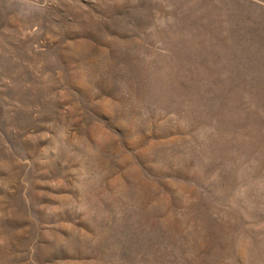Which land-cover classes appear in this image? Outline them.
Here are the masks:
<instances>
[{
    "label": "rangeland",
    "instance_id": "374dc122",
    "mask_svg": "<svg viewBox=\"0 0 264 264\" xmlns=\"http://www.w3.org/2000/svg\"><path fill=\"white\" fill-rule=\"evenodd\" d=\"M0 264H264V0H0Z\"/></svg>",
    "mask_w": 264,
    "mask_h": 264
}]
</instances>
